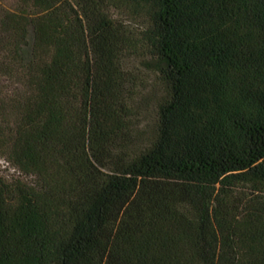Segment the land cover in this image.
Here are the masks:
<instances>
[{
	"label": "trees",
	"instance_id": "trees-1",
	"mask_svg": "<svg viewBox=\"0 0 264 264\" xmlns=\"http://www.w3.org/2000/svg\"><path fill=\"white\" fill-rule=\"evenodd\" d=\"M0 264H264V0L0 7Z\"/></svg>",
	"mask_w": 264,
	"mask_h": 264
},
{
	"label": "rangeland",
	"instance_id": "rangeland-1",
	"mask_svg": "<svg viewBox=\"0 0 264 264\" xmlns=\"http://www.w3.org/2000/svg\"><path fill=\"white\" fill-rule=\"evenodd\" d=\"M16 0H0V7L1 5H11ZM18 171L15 170L14 167H12L9 162L0 154V175H6L8 177L16 176L18 175Z\"/></svg>",
	"mask_w": 264,
	"mask_h": 264
}]
</instances>
